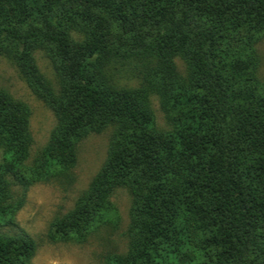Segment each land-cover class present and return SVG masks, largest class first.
Returning <instances> with one entry per match:
<instances>
[{
    "label": "trees",
    "instance_id": "obj_1",
    "mask_svg": "<svg viewBox=\"0 0 264 264\" xmlns=\"http://www.w3.org/2000/svg\"><path fill=\"white\" fill-rule=\"evenodd\" d=\"M264 0H0V56L56 118L30 174L29 108L0 89V227L35 182L71 178L79 142L112 126L108 156L51 241L87 239L127 188L129 248L110 264H264V82L254 43ZM45 51L57 86L34 52ZM175 58H180V70ZM131 62L139 82H116ZM156 94L169 129L156 126ZM10 218L2 220L3 215ZM35 240L0 230V264H31Z\"/></svg>",
    "mask_w": 264,
    "mask_h": 264
},
{
    "label": "rangeland",
    "instance_id": "obj_2",
    "mask_svg": "<svg viewBox=\"0 0 264 264\" xmlns=\"http://www.w3.org/2000/svg\"><path fill=\"white\" fill-rule=\"evenodd\" d=\"M254 47L258 55L256 77L264 82V37L256 40ZM34 58L42 74L56 87V70L45 51L37 49ZM175 60L179 69L183 70L182 60ZM111 72L119 85H138V76L129 61L113 64ZM0 89L6 90L13 98L26 104L30 111L29 130L32 143L28 154L19 160L17 166L18 173L28 175L34 159L48 143L56 118L52 110L31 91L17 67L5 56H0ZM150 98L156 126L169 129L158 96L151 94ZM112 130L113 127L109 126L100 132H91L79 142L71 178L66 180L57 177L47 182L39 181L28 188L24 204L13 218L18 228L25 230L36 242L31 264H110L114 256L128 252L132 197L124 187L113 192L109 209L89 230L85 241L54 242L47 235L52 221L74 207L78 196L88 187L93 176L106 161ZM9 218L10 215L4 214L2 220L4 222ZM18 228L3 224L0 230L14 233Z\"/></svg>",
    "mask_w": 264,
    "mask_h": 264
}]
</instances>
